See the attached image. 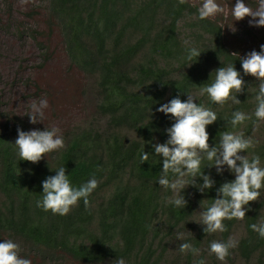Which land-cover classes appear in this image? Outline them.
<instances>
[{"label": "trees", "instance_id": "1", "mask_svg": "<svg viewBox=\"0 0 264 264\" xmlns=\"http://www.w3.org/2000/svg\"><path fill=\"white\" fill-rule=\"evenodd\" d=\"M47 1L49 28H57L71 66L92 82L94 118L62 133L65 148L46 154L36 164L19 161L14 145L18 128L31 130L27 123L14 118L0 124V242L19 243L20 255L32 264H115L118 257L126 264H194L200 257L178 251L177 232L184 233L207 259L210 241L232 237L242 221L240 257L249 262L264 255V239L249 227L264 218V197L250 202L243 220L224 221L227 231L206 235L194 220L200 201L210 202L215 190L200 194L189 187L188 206L174 208L166 203L171 193L156 184L159 158L140 160L143 145L145 151L151 150L148 141L167 139L165 130L173 121L156 108L177 95L182 100L186 92L197 95L223 120L230 119L234 110L254 111L256 80L251 76L244 77L250 86L247 94L239 95V105L229 102L220 107L206 95L199 96L201 85L211 82L215 69L235 63L242 71L231 54H243L229 40L224 22L219 17L197 19L193 0L184 4L179 0ZM185 40L203 51L190 66L184 59ZM256 42L259 50L264 32ZM223 120L208 127L210 144L216 135L218 140L220 131L232 130L223 126ZM239 130L259 141L249 150V158L254 151L264 160V121L255 130L251 121ZM60 166L66 167L73 185L93 175L99 181L89 206L81 200L65 216L36 206L41 182ZM213 176L217 187L233 179L228 172L217 176L213 170Z\"/></svg>", "mask_w": 264, "mask_h": 264}, {"label": "clouds", "instance_id": "2", "mask_svg": "<svg viewBox=\"0 0 264 264\" xmlns=\"http://www.w3.org/2000/svg\"><path fill=\"white\" fill-rule=\"evenodd\" d=\"M179 3H188V0H179ZM193 6L197 8L196 18L216 20L219 17L223 22L229 17L234 21L248 18L249 27H264V0H256L253 8L245 0H194ZM185 61L190 66L196 62L203 52L192 42L185 40ZM241 65L238 70L235 63H227L212 73H215L210 83H204L199 89V96H207L211 104L224 106L229 102L239 105L240 94H247L249 84L244 77L251 76L256 80L254 89L255 109L248 113L242 110L231 112V118L223 120L212 107L199 102L197 95L186 92V99L179 95L166 103L160 104L156 112L169 117L173 122L166 131L167 139L163 142L148 141L151 150L145 151V145L140 153L142 163L150 158L158 157L161 165L160 175L156 184L169 191L166 203L177 209H185L189 200L186 189H196L200 194L215 190L211 201H200L199 219L194 221L202 226L206 235L223 233L227 231L226 220H243L246 213L251 210V203L261 201L264 197V160L254 152L249 158V150L255 149L259 143L252 136L245 135L240 127L251 121L254 130L264 121V44L259 50L253 49L243 56L232 53ZM210 73V77L211 74ZM209 77V79H210ZM27 116L32 124L43 123L45 112L49 108L47 98L32 102ZM152 109H150V112ZM223 120V126L232 130L219 132L209 143L210 133L208 127ZM15 147L20 160L33 164L39 163L46 154L59 152L65 148V138L59 127H44L43 130L29 131L17 129ZM50 171H53L49 168ZM207 170V171H206ZM222 176L228 172L233 179L226 180L218 187L213 176ZM66 167L60 166L54 170V175L47 176L42 182L41 198L36 206L43 211H51L54 215L65 216L73 207L83 200L85 207L89 206V197L99 185L98 179L93 175L79 186L73 185L66 174ZM258 237L264 239V218L249 225ZM175 240L180 241L178 251L181 254H192L200 257L194 264H207V259L201 255V249L186 238L182 232H177ZM238 246L233 237L227 240H212L208 245V253L215 255L221 264H226L231 250ZM21 247L13 239H2L0 242V264H32L30 258L20 255ZM115 264H126L123 257H118Z\"/></svg>", "mask_w": 264, "mask_h": 264}, {"label": "rangeland", "instance_id": "3", "mask_svg": "<svg viewBox=\"0 0 264 264\" xmlns=\"http://www.w3.org/2000/svg\"><path fill=\"white\" fill-rule=\"evenodd\" d=\"M247 2L256 7V0ZM47 8V0H0V124L20 118L31 130L56 126L64 133L92 122L95 100L89 90L92 82L71 66L57 28H49ZM225 26L232 45L243 55L258 51L256 38L264 27H249L247 17L234 22L229 17ZM41 98H47L49 108L43 123L34 125L27 116L28 106ZM243 233L240 221L232 237L239 241ZM207 264L221 262L208 254ZM226 264H264V255L246 262L236 247Z\"/></svg>", "mask_w": 264, "mask_h": 264}]
</instances>
